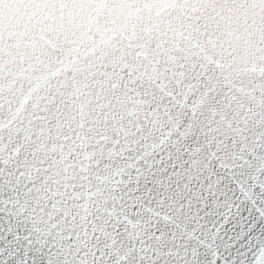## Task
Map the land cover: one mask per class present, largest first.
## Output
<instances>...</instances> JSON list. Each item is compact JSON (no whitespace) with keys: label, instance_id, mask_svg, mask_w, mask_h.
<instances>
[{"label":"snow or ice","instance_id":"1","mask_svg":"<svg viewBox=\"0 0 264 264\" xmlns=\"http://www.w3.org/2000/svg\"><path fill=\"white\" fill-rule=\"evenodd\" d=\"M0 264H264V0H0Z\"/></svg>","mask_w":264,"mask_h":264},{"label":"water","instance_id":"2","mask_svg":"<svg viewBox=\"0 0 264 264\" xmlns=\"http://www.w3.org/2000/svg\"><path fill=\"white\" fill-rule=\"evenodd\" d=\"M96 53L88 51L86 48L82 47V50L78 53L79 59L82 63H87L89 59H91ZM104 58L106 60H110L114 56V52L112 49H107L104 53Z\"/></svg>","mask_w":264,"mask_h":264}]
</instances>
